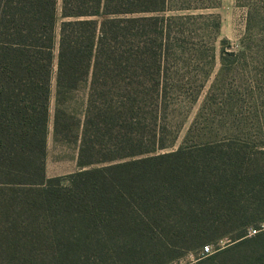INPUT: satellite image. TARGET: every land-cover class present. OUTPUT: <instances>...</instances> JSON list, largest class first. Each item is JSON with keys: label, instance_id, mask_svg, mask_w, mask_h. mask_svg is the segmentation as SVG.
Returning a JSON list of instances; mask_svg holds the SVG:
<instances>
[{"label": "trees", "instance_id": "16d2710c", "mask_svg": "<svg viewBox=\"0 0 264 264\" xmlns=\"http://www.w3.org/2000/svg\"><path fill=\"white\" fill-rule=\"evenodd\" d=\"M220 5L0 0V264H172L169 237L195 251L227 239L198 261L222 264L264 240L248 237L264 223V112L218 118L226 47L178 144L174 115L210 76ZM50 137L77 148V172L47 177ZM222 226L236 237L205 241Z\"/></svg>", "mask_w": 264, "mask_h": 264}, {"label": "rangeland", "instance_id": "374dc122", "mask_svg": "<svg viewBox=\"0 0 264 264\" xmlns=\"http://www.w3.org/2000/svg\"><path fill=\"white\" fill-rule=\"evenodd\" d=\"M255 8H247L238 3V0H221V5L210 13L217 14L221 20V34L217 40L215 60L210 76L205 81L199 100L190 108L179 110L174 115V122L179 126V143L185 138L191 124L196 118L201 105L210 92L215 79L217 78L222 63L221 50L226 47L227 52L236 53L229 57L227 72L224 73L222 87L220 86L221 99L223 100L219 119L224 122H231L239 119L241 114H248L258 110L262 117L264 112V0H251ZM61 4V0H59ZM252 11V25L254 32L252 40L248 39V13ZM225 41L223 45L222 41ZM243 44L250 45V51L243 52ZM229 70L231 71L229 73ZM253 117H249V120ZM264 120V119H262ZM255 122V121H254ZM49 153L46 163V174L48 178L66 176L79 170L77 164L78 150L74 146H56L52 137L49 139ZM205 241L212 236L224 235L228 238L236 237L237 233L222 226L216 230H211L206 234ZM250 242L246 245L230 247V252L221 257L222 264H248L255 258L264 256V240ZM168 243L175 246L177 257L182 258L183 264H200L197 259L199 251L194 250L191 240L174 241L168 238ZM229 241H221L217 246L210 245L213 250L218 247L225 249ZM208 243H206L207 245ZM205 245V246H206ZM148 252V251H147ZM167 253L164 255L166 256ZM174 254V253H173ZM170 255V253H169ZM174 259V260H175ZM206 261V259L202 260ZM144 264V263H142Z\"/></svg>", "mask_w": 264, "mask_h": 264}, {"label": "built area", "instance_id": "2783aa9c", "mask_svg": "<svg viewBox=\"0 0 264 264\" xmlns=\"http://www.w3.org/2000/svg\"><path fill=\"white\" fill-rule=\"evenodd\" d=\"M264 231V223L261 224L258 228H250L248 231V237H253L258 235L259 233ZM215 251L213 250L212 246H205L202 250L199 251V253L197 254V259L196 261H200L203 260L205 258H207L208 256L212 255ZM182 259H180L177 262H174L172 264H183L181 262Z\"/></svg>", "mask_w": 264, "mask_h": 264}]
</instances>
